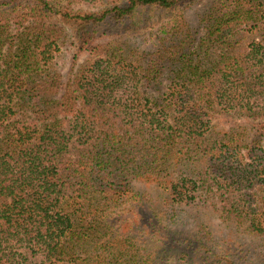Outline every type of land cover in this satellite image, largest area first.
<instances>
[{
	"label": "trees",
	"instance_id": "obj_1",
	"mask_svg": "<svg viewBox=\"0 0 264 264\" xmlns=\"http://www.w3.org/2000/svg\"><path fill=\"white\" fill-rule=\"evenodd\" d=\"M68 49L86 59L65 77ZM188 219L205 237L181 244ZM255 245L264 0H0V264H239Z\"/></svg>",
	"mask_w": 264,
	"mask_h": 264
},
{
	"label": "rangeland",
	"instance_id": "obj_2",
	"mask_svg": "<svg viewBox=\"0 0 264 264\" xmlns=\"http://www.w3.org/2000/svg\"><path fill=\"white\" fill-rule=\"evenodd\" d=\"M77 8H83L84 10H88L89 6H78ZM85 56L86 55H83L75 65L73 53L71 52V50H65L58 56L57 69L63 74V76L67 77L71 72L74 73L79 68V66L86 59ZM201 220L204 221L206 220V218H202ZM175 229L179 232L177 238L178 241L181 242V244L186 238L196 241L205 237V232L201 230V227L200 225H198V222L193 219L186 220L184 223L179 224ZM213 237L215 242L221 243L223 241L224 236L223 233H221L220 228L213 233ZM243 248L248 250L242 249L241 251L239 249L238 251H234V255L238 256V259H240L239 264H264V250L260 249V247H258L257 245H255L254 247L245 246ZM226 251L227 250H224V253ZM186 256L187 255H184L183 253L182 255L176 254V256H174L172 260V264H207L201 261L202 256L199 253L198 255H196L195 249L190 252L188 258H186ZM189 260H192L193 262L189 263Z\"/></svg>",
	"mask_w": 264,
	"mask_h": 264
}]
</instances>
